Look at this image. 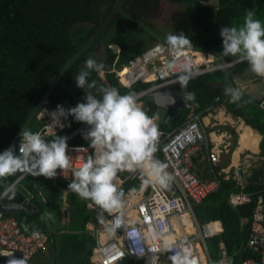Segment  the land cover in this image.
Instances as JSON below:
<instances>
[{
	"label": "trees",
	"instance_id": "obj_1",
	"mask_svg": "<svg viewBox=\"0 0 264 264\" xmlns=\"http://www.w3.org/2000/svg\"><path fill=\"white\" fill-rule=\"evenodd\" d=\"M172 1L184 3L185 14L194 26L192 31L172 34L184 33L192 41V47L213 51L222 60L236 57L220 56L223 51L220 29L242 24L246 10H255L257 19L264 15V0H215L212 3H203L200 0ZM157 2L158 0H122L121 8L142 22L144 12L155 7ZM114 3L115 0H0V152L13 144V138L64 64L107 18ZM132 17L118 11L110 23L68 64L39 109L62 105L67 110L84 102L85 92L76 86L73 77L85 68L86 58L101 46L105 53L95 60L105 65L104 77L93 71L90 81L96 80L98 85L105 86V81H108L121 94L138 93L152 85L154 81L137 80L129 87L124 86L117 79V74L111 70L113 66H122L128 59L158 40L149 28L140 25ZM144 24L151 28V24ZM133 25L139 30L136 31ZM112 43L120 47L118 52H114ZM246 68H249L247 62L238 60L225 68L202 72L192 77L185 89L180 88L183 95L191 92L196 99L188 101L185 106L177 108L169 119L158 123L161 135L155 156L162 158L160 144L165 134L180 125L191 113H206L209 105L223 104L232 115L240 116L245 124L261 134L258 143L261 158L246 171L245 189L263 191L264 109L258 102H249L244 95L238 102L240 106H237L224 94L226 87H235L232 80L234 73H240ZM138 101H142V108L149 116L156 114L150 93H142L138 96ZM67 121V125L54 132H41L42 137L51 140L81 124L71 115L67 116ZM43 123L44 119L38 118L36 113L26 128L34 131ZM19 138L17 135L16 140ZM233 141L235 144L236 137ZM68 142L82 143L85 140L74 135ZM88 145L90 147V143ZM92 154L93 149L90 147L88 156ZM20 174L0 180V194L4 186L11 184ZM118 175L124 179L127 189L139 188L142 183L138 172H121ZM220 176L217 188L194 204V212L200 223L210 219L221 222L222 230L206 238L213 262L217 257L218 242L223 240L230 261L235 263L244 257L257 256L246 246L250 232L257 225L252 217L256 200L253 198L245 204L232 205L229 194L238 190L239 185L231 176L225 177L223 172ZM18 182L19 187L28 192L37 210L22 209L11 213L22 228L28 225L29 231L41 229L49 235L48 242L42 249L46 257L39 264H94L90 255L95 244V235L86 224L90 220L94 221L95 226L99 223L100 208L90 200L81 199L69 191L65 198L70 202V216L68 223L64 224L58 220L60 202L64 196L60 187L69 185L71 180L55 185L52 179L44 176L32 177L25 174ZM49 212L52 216H57L52 225L49 220L41 219ZM132 263L129 257H125L118 264ZM0 264H6V259L1 256Z\"/></svg>",
	"mask_w": 264,
	"mask_h": 264
},
{
	"label": "built area",
	"instance_id": "obj_2",
	"mask_svg": "<svg viewBox=\"0 0 264 264\" xmlns=\"http://www.w3.org/2000/svg\"><path fill=\"white\" fill-rule=\"evenodd\" d=\"M200 1L208 3L215 0ZM185 55L193 62L194 76L205 71L225 68L240 60L239 58L222 60L213 51L192 46L186 50ZM170 59L165 39H158L133 58L128 59L122 66H113L111 70L117 74L119 82L127 87L137 80L154 81L152 85L136 93L138 96L142 93L151 94L157 87L177 82L178 70L168 67ZM100 76L104 77V71ZM259 105L264 109V96ZM217 109L216 104H211L206 108V113L216 112ZM56 110V107L46 106L38 110L37 117L43 118L44 123L37 132H54L68 123L65 116L59 117L58 114H53ZM150 117H153L158 124L155 115ZM200 118V112L191 113L184 122L167 132L160 144L162 158L159 159L156 156L155 158L168 165L166 171L173 177L167 187H161L153 182L144 186L142 190H140L141 187L127 189L124 179L117 175L114 182L118 189L124 192L122 226L114 232L109 231L114 226V218L119 213L101 210L100 216H103L104 222L92 229L95 244L92 247L90 259L94 264H118L125 257H129L132 264H172L171 256L174 251L184 249L189 250V259L195 261V264H264V190L245 189L247 170L240 164L223 171L217 169L219 151L212 146ZM88 129V125L81 123L63 135L67 137L71 166L63 172L58 169L56 179L73 178V171L87 158L90 150L88 143H91L85 138ZM74 135L83 138L85 142H68ZM19 140L20 138L15 141L17 152ZM193 152L204 154L198 159L199 162L204 163L203 168L194 165L191 157ZM221 172L225 174V177L231 176L239 185L238 190L229 194V202L232 205L245 204L253 198L256 200L252 217L257 225L250 232L246 246L257 256L244 257L235 263L230 261L223 240L218 242L217 257L213 262L206 238L222 230L221 222L218 219H210L200 223L194 212V204L217 188ZM20 175L22 177L25 174ZM18 180L13 183L16 184ZM134 194L137 196L136 200L128 198ZM4 195L5 193L0 195V201ZM67 213L66 207L62 208L64 224L69 221ZM184 213H187L190 229L183 219ZM178 228L183 232L178 237L172 238V234L178 231ZM134 229L141 233L140 239L134 240L128 235ZM150 230L155 232L154 239L149 235ZM33 231L39 232L40 235L34 238ZM169 235L171 237H168ZM48 239L49 235L46 231L41 229L25 231L14 215L0 210L1 257L8 260L9 255H14L17 258H24L27 264L46 246Z\"/></svg>",
	"mask_w": 264,
	"mask_h": 264
},
{
	"label": "clouds",
	"instance_id": "obj_3",
	"mask_svg": "<svg viewBox=\"0 0 264 264\" xmlns=\"http://www.w3.org/2000/svg\"><path fill=\"white\" fill-rule=\"evenodd\" d=\"M220 36L223 46L221 57L231 56L246 61L253 74L264 78V22L256 18L255 10H246L242 24L222 27ZM165 43L171 57L168 67L178 70L177 82L181 89H185L195 75L193 62L185 55L192 41L181 32L169 33ZM104 68L103 63L89 58L85 68L73 77L76 86L85 92L84 102L67 110L58 105L53 114L59 117L71 115L77 122L89 126L85 138L90 140L94 154L73 171L68 191L90 200L103 212L119 213L114 218V226L109 229L114 232L122 226L125 206L124 192L114 182L119 173L138 172L142 187L153 182L167 187L173 177L166 171L168 165L155 158L161 132L154 118L138 102V95L135 92L121 94L116 87L98 85L96 80H89L93 71L102 75ZM224 94L237 106H240L238 102L244 95L239 87H226ZM195 99L191 92L183 96L185 103ZM172 103H175L174 97ZM19 137L18 152L16 145L0 152V180L17 173L52 179L57 176L58 169L63 172L70 168L66 136L56 135L45 140L40 132L22 127ZM15 191V183L4 186V193L10 194L9 198H14ZM41 219L54 221L50 213H45ZM99 219L104 222L102 215ZM28 227L24 226L25 231ZM32 235L35 238L40 233L33 231ZM128 235L134 240L141 238V233L135 229ZM149 235L155 238L154 231L150 230ZM189 255L187 249L174 251L172 264H195ZM6 264H26V260L9 255Z\"/></svg>",
	"mask_w": 264,
	"mask_h": 264
},
{
	"label": "crops",
	"instance_id": "obj_4",
	"mask_svg": "<svg viewBox=\"0 0 264 264\" xmlns=\"http://www.w3.org/2000/svg\"><path fill=\"white\" fill-rule=\"evenodd\" d=\"M208 3H212V1L208 2ZM232 80H233V83L235 84V87H239L241 89V91L243 92L245 98L249 102H251V103L258 102L259 103L261 98L264 96V81H263L264 79L254 75L249 70V68L244 69L240 73H234V75L232 76ZM216 105L218 106V109H217L216 112H213V113H210V114L209 113H205V112L204 113L200 112L201 113V118H200L201 119V124L205 127L206 131L208 132V135L210 137V141H211L212 146L218 148V151H219V160H218L216 166L220 170L223 171V170H226L228 167H232V166H235L237 164H240L244 168H246V170H247V165H248L249 162H246L247 158H245V156H244L245 151L248 152L250 150V151H253V152H257V154H259L258 143H259V140L261 138V134L256 129L253 128L259 134V140H258V143H257L258 149L256 151H254V150H251L248 146H245L242 149L238 150V152H237V160L233 161L234 160V152L237 149V147L239 146V137H240V132H241L240 129L238 128V125L241 122L244 123V121H243V119L240 116L232 115L229 111H227L226 107L223 104H216ZM152 115H155L157 117L156 114H152ZM65 118L67 120V116ZM214 119H217V120H214ZM157 121H158V117H157ZM163 121H164V119L162 120V122ZM246 125H248V124H246ZM41 126L42 125H40L36 129H34L33 132H37L38 130H40ZM248 126H250V125H248ZM220 127L226 128V130L228 131V134H227V131L223 132ZM236 131H239L238 140H237V137H236V143L234 144V141H233L232 144H234V145L231 146L230 145V141H229V139H227V137L230 136V133L232 134V136H234L233 132H236ZM233 140H234V137H233ZM93 154H94V150H93ZM249 154L250 153H248L247 155H249ZM200 156H204V154H202V153L200 154L199 152H193L192 155H191L194 165L197 166L198 168H203L204 167V163H201L198 160ZM224 156L226 157L225 159H224ZM241 156L243 157L242 160H241ZM260 158H261V156L259 154V159ZM247 161H249V158H248ZM254 164H256V163H254ZM245 165H246V167H245ZM252 165L253 164H251V166ZM71 179L72 178H70V179H59V178L56 179V178H52V181L56 185V184H59V182L69 181ZM18 184H19V182H16L15 187L19 188L30 199V197L28 196V192H26L21 187H19ZM140 187H141L140 190H142L143 187H144V186L142 187V183H141ZM60 188H61L64 196H63V198H62V200L60 202L59 219L58 220L60 222H62V208L66 207L67 212H68L67 214H68V216H70V202L68 201L67 198H65L66 193L69 192L68 191V185H64L63 187L61 186ZM128 198L131 199V200H133V199L136 200L137 196L134 194V195L128 196ZM33 205L35 206V208L33 210H28L26 208H21L19 210L25 209L27 211H36L37 207H36L35 204H33ZM19 210H17V211H19ZM14 212H16V211H14ZM100 212H101V209H100ZM8 213L12 214L11 212H8ZM53 217H54V221H56L57 216L53 215ZM52 222H53V220H49V224L50 225H52ZM99 224H101L100 219H99V223L97 224V226ZM86 226L89 229L92 230L95 227L94 221H91V220L88 221ZM27 231H29V230H27ZM182 232H183V230L179 229L174 234H172V238L173 237H178L179 234H181ZM168 237H171V235H169ZM43 252H44L43 250L40 251L37 254V256L35 255L33 258H31L28 261V263L29 264H39V262L42 261V259L44 257H46V256H44Z\"/></svg>",
	"mask_w": 264,
	"mask_h": 264
},
{
	"label": "water",
	"instance_id": "obj_5",
	"mask_svg": "<svg viewBox=\"0 0 264 264\" xmlns=\"http://www.w3.org/2000/svg\"><path fill=\"white\" fill-rule=\"evenodd\" d=\"M121 2L122 0H115L114 6L110 12V14L107 16V18L96 28V30L90 35V37L82 44V46L69 58V60L64 64L58 75L55 77L47 91L45 92L44 96L36 106V108L32 111L30 116L27 118L25 123L22 125L23 128H26L27 124L30 122L32 117L38 112L41 104L43 103V100L49 93V91L52 89V87L56 84L58 79L60 78V75L63 73L65 68L68 66V64L76 57L78 56L91 42L92 40L103 30L105 26H107L110 21L114 18L116 13L118 11H123L126 15L132 17L128 14V12L124 11L121 8ZM135 19L134 17H132ZM136 20V19H135ZM140 25L144 26L143 23L136 20ZM162 39V38H159ZM118 45L115 43L111 44L112 49L115 51ZM181 86L178 82L168 83L163 86L157 87L154 89V91L151 93V100L156 107V115L158 117V123L161 124L162 120L169 119L175 112L177 108H181L185 106V102L183 100V94L180 92ZM175 98V103H172V98ZM22 127L19 129L17 135L22 131ZM13 138V144L15 145L16 137ZM21 175H19L13 182L20 179ZM12 182V183H13ZM15 191L14 198H9L10 194H5L0 201V210L5 212H14L21 208H26L28 210H33L35 206L30 201V199L17 187ZM4 193V190L1 192V194ZM0 194V195H1Z\"/></svg>",
	"mask_w": 264,
	"mask_h": 264
},
{
	"label": "rangeland",
	"instance_id": "obj_6",
	"mask_svg": "<svg viewBox=\"0 0 264 264\" xmlns=\"http://www.w3.org/2000/svg\"><path fill=\"white\" fill-rule=\"evenodd\" d=\"M184 3L183 2H175L172 0H158L157 5L155 7L149 8L144 14L142 15V22L151 24V28L144 24L146 28H149L150 31L159 39H165L166 36L169 33L172 32H178V31H192L194 30V26L191 23V20L187 17L184 11ZM262 22H264V15L262 18H259ZM141 22V21H139ZM141 22V23H142ZM134 26V25H133ZM136 29V31L139 30L137 26L133 27ZM138 28V29H137ZM120 50V47L118 46L114 52H117ZM104 47L101 46L98 50L93 51L87 58L86 61L89 58L95 59L96 57L100 56L102 57L104 55ZM98 63H101L100 61H97ZM264 79V78H262ZM264 81V80H263ZM106 86H112L108 81H105ZM113 87V86H112ZM140 105L142 106V101H138ZM217 120V119H214ZM223 132L227 131L226 128L220 127ZM238 130V129H237ZM237 133L232 136L230 133V136L227 137L230 141V145H234L233 143V137L239 136V131H236ZM228 134V131H227ZM224 147V146H223ZM250 151V150H249ZM245 151V158L246 162H249L247 165V170L250 168L251 164L259 162V154L257 152H250ZM250 153L249 155H247ZM243 156V155H242ZM241 156V160L243 157ZM226 157L224 156V159ZM249 158V161H247ZM246 167V165H245ZM45 250V249H44Z\"/></svg>",
	"mask_w": 264,
	"mask_h": 264
},
{
	"label": "bare ground",
	"instance_id": "obj_7",
	"mask_svg": "<svg viewBox=\"0 0 264 264\" xmlns=\"http://www.w3.org/2000/svg\"><path fill=\"white\" fill-rule=\"evenodd\" d=\"M238 128L240 129V137H239V146L234 152V160H237V152L238 150L242 149L245 146H248L251 150L256 151L258 149L257 143L259 140V134L250 126L244 124V123H239ZM183 219L185 222L188 224V229L189 227V220L187 217V213H184Z\"/></svg>",
	"mask_w": 264,
	"mask_h": 264
}]
</instances>
